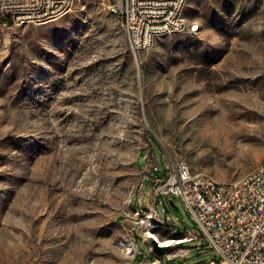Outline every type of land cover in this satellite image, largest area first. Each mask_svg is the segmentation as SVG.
<instances>
[{
    "label": "rangeland",
    "instance_id": "rangeland-1",
    "mask_svg": "<svg viewBox=\"0 0 264 264\" xmlns=\"http://www.w3.org/2000/svg\"><path fill=\"white\" fill-rule=\"evenodd\" d=\"M109 5L0 23V264H64L73 231L44 222L83 226L80 264L219 260L178 197L146 218V157L221 181L264 160V0H187L197 30L135 52ZM147 230L195 236L158 255Z\"/></svg>",
    "mask_w": 264,
    "mask_h": 264
},
{
    "label": "built area",
    "instance_id": "built-area-1",
    "mask_svg": "<svg viewBox=\"0 0 264 264\" xmlns=\"http://www.w3.org/2000/svg\"><path fill=\"white\" fill-rule=\"evenodd\" d=\"M180 2L186 0H110L109 6L120 18L129 46L135 52L151 47L153 30L180 28ZM73 3L74 0H0V22L10 27L21 26V18H32V23L55 20L68 13ZM182 30L192 31V25ZM146 160L150 167L143 176L151 179L150 204L155 206L158 197H178L207 245L220 257L198 264H264V160L250 174L230 181L205 180L185 163L165 165L167 172L161 173L156 162L149 157ZM151 170L157 173L151 175ZM193 236L192 231L186 230L182 242ZM159 263L165 264L163 255Z\"/></svg>",
    "mask_w": 264,
    "mask_h": 264
},
{
    "label": "bare ground",
    "instance_id": "bare-ground-1",
    "mask_svg": "<svg viewBox=\"0 0 264 264\" xmlns=\"http://www.w3.org/2000/svg\"><path fill=\"white\" fill-rule=\"evenodd\" d=\"M185 4H186V2H180L178 5V22H179L180 28H174V29L162 28L161 30H153L152 36H151V45L154 43V41L156 40V38L158 36H162V35H166V34L174 33V32L184 31V30H182V28H188V25H192V31L197 30L198 25L193 21L187 20V18L184 16ZM72 6H73V4H72ZM29 22H32V18H21V26L26 24V23H29ZM42 22H46V21H38L37 23H42ZM199 174L203 175L205 180L215 179L212 176L205 174V173H199ZM246 174H250V171L247 172ZM143 181H144V176L142 179V186H143ZM139 201L141 202L140 196H139ZM148 209L150 211H149V213L146 214V218L149 221H151L152 219L154 220L155 218L153 217V213H152V211L156 212L154 205L151 204V206H149ZM40 229L42 231V234H40L41 238L43 237V235L45 233L50 234L51 231H53V230H57L58 235H59V233L61 234L62 232L73 231V235L71 238L72 241L69 244V247H68L69 250L67 252L68 257H66L64 264H80V263H82L85 255L87 253V250H88V245L86 244V239H85L84 234L82 232L84 229L83 226L74 225L71 223H64L62 225H56L54 223L44 222L42 225H40ZM172 230L175 232L176 228H173ZM146 235L149 237H152V238L155 237L157 242L160 245H163L165 248H168L173 244H178V243L182 242V238L184 237L183 236V237H164V238H162V237H159L157 235V233H155L151 230H147ZM152 248H154L153 245H152ZM151 250H153V249H151ZM154 263H159V257L155 256V259L149 260L146 258L145 255H143L142 264H154Z\"/></svg>",
    "mask_w": 264,
    "mask_h": 264
},
{
    "label": "water",
    "instance_id": "water-1",
    "mask_svg": "<svg viewBox=\"0 0 264 264\" xmlns=\"http://www.w3.org/2000/svg\"><path fill=\"white\" fill-rule=\"evenodd\" d=\"M7 22L9 24H11V20L9 18L6 19ZM161 203L163 205V207L165 208V210H167V206L168 205H172V202L170 201V199H167V200H161ZM152 240V244H153V247H154V250L155 252L158 254V255H161L163 254V251L165 249V247L163 245H160L156 239H151ZM159 264H162V263H159Z\"/></svg>",
    "mask_w": 264,
    "mask_h": 264
},
{
    "label": "crops",
    "instance_id": "crops-1",
    "mask_svg": "<svg viewBox=\"0 0 264 264\" xmlns=\"http://www.w3.org/2000/svg\"><path fill=\"white\" fill-rule=\"evenodd\" d=\"M159 198H161V197H158L157 200H158ZM157 200H156V201H157ZM161 200H162V198H161ZM149 206H151V204H149ZM154 207H155V206H154ZM147 208H148V207H147ZM135 209H137V210L139 211L138 208H135ZM175 233H176V231H175Z\"/></svg>",
    "mask_w": 264,
    "mask_h": 264
},
{
    "label": "snow or ice",
    "instance_id": "snow-or-ice-1",
    "mask_svg": "<svg viewBox=\"0 0 264 264\" xmlns=\"http://www.w3.org/2000/svg\"><path fill=\"white\" fill-rule=\"evenodd\" d=\"M153 239H155V237H153Z\"/></svg>",
    "mask_w": 264,
    "mask_h": 264
}]
</instances>
